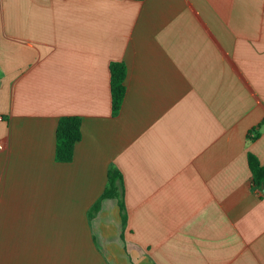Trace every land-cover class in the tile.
I'll return each instance as SVG.
<instances>
[{
  "label": "crops",
  "instance_id": "1",
  "mask_svg": "<svg viewBox=\"0 0 264 264\" xmlns=\"http://www.w3.org/2000/svg\"><path fill=\"white\" fill-rule=\"evenodd\" d=\"M0 117V264H264V0H0Z\"/></svg>",
  "mask_w": 264,
  "mask_h": 264
},
{
  "label": "trees",
  "instance_id": "2",
  "mask_svg": "<svg viewBox=\"0 0 264 264\" xmlns=\"http://www.w3.org/2000/svg\"><path fill=\"white\" fill-rule=\"evenodd\" d=\"M110 73L112 112L114 115H118L126 96L128 69L122 62H113L110 65ZM56 139V160L60 163L72 162L75 147L82 140V119L77 116L62 117L58 123ZM248 164L254 185L264 192V166L258 157L252 153L248 154ZM106 199L118 200L125 224L127 217L123 178L122 174L114 168L109 171L108 182L104 193L88 212L90 220L100 211L102 202Z\"/></svg>",
  "mask_w": 264,
  "mask_h": 264
},
{
  "label": "built area",
  "instance_id": "3",
  "mask_svg": "<svg viewBox=\"0 0 264 264\" xmlns=\"http://www.w3.org/2000/svg\"><path fill=\"white\" fill-rule=\"evenodd\" d=\"M0 120H2V117H0ZM4 149V144L2 141H0V151Z\"/></svg>",
  "mask_w": 264,
  "mask_h": 264
}]
</instances>
